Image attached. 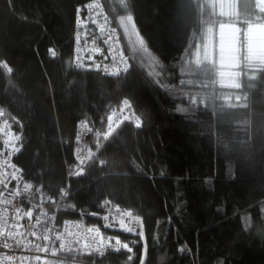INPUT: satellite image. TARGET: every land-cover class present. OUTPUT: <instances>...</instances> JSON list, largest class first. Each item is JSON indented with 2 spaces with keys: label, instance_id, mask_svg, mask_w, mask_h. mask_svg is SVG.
Segmentation results:
<instances>
[{
  "label": "trees",
  "instance_id": "16d2710c",
  "mask_svg": "<svg viewBox=\"0 0 264 264\" xmlns=\"http://www.w3.org/2000/svg\"><path fill=\"white\" fill-rule=\"evenodd\" d=\"M89 1L0 0V123L23 138V178L51 198L67 189L61 218L106 199L142 218L131 260L105 264H264V65L242 58L239 86L226 88L216 62H191L209 27L264 26V9L251 0L248 15L226 18L205 0H100L132 63L109 77L73 64L76 8ZM128 15L151 58L134 52ZM124 99L142 126L123 120L104 140ZM81 121L93 156L77 169Z\"/></svg>",
  "mask_w": 264,
  "mask_h": 264
},
{
  "label": "built area",
  "instance_id": "2783aa9c",
  "mask_svg": "<svg viewBox=\"0 0 264 264\" xmlns=\"http://www.w3.org/2000/svg\"><path fill=\"white\" fill-rule=\"evenodd\" d=\"M87 3L99 4V8L92 10V13L98 23L93 24L91 23V21L88 22V29L91 31H89L88 35L85 37L84 30L78 29L75 21V32L73 34V64L75 66L77 65V63H81L84 65V67H78L79 69L95 71L109 77H119L109 75L108 73H105L103 71L104 65H109L110 68L112 66V53L108 51V44L104 43L107 34L112 33L115 38V46L123 52L125 58L128 61L129 72L132 68V63L130 57L123 47L121 32L116 27H114L104 5L100 0H92ZM83 15L84 13L82 12L81 17H83ZM100 26L104 27V33L99 32ZM78 31L81 33L79 44L77 43L76 39ZM85 40L88 41L87 44H85ZM93 40L95 41L94 43ZM77 47L82 49L80 53H77ZM94 48H99L100 51L92 52V49ZM89 53L93 55V60L87 59V54ZM77 55H79L80 57L79 60L75 59ZM104 55H107L109 59H104ZM95 64H100V69H96L94 66ZM117 66H119L121 69L123 68V65L118 64ZM123 74L126 73L121 71L120 76ZM121 115H126L128 117V120L132 122H135V119L137 118L131 109L125 107L123 111L115 113V116H113V120L115 121ZM6 124L9 127H5ZM87 126L88 128H90L88 124ZM0 129H2V131H0V165H3L5 160H9L12 164H15L18 169H20L16 164V159L23 148L22 136L15 131L13 125L9 121L0 123ZM9 133H11L13 137L18 136L19 140H14L9 144L8 149H6L3 147V142L6 139H9ZM93 135V131L89 132L87 128H81L80 126L77 127L75 136L76 156L87 155V152L89 151V143ZM77 137H79V140H77ZM13 146L19 148V152H12V154L9 156V149ZM87 161L88 160H86L85 164L80 165L77 160V169H81L83 166H85ZM4 170L9 172L11 171V169L0 168V171ZM26 183L32 185V187L28 190L24 189V184ZM62 191H66L68 193L67 189H63ZM62 191L58 199L51 198L47 196L46 190L42 186H39L32 181L25 180L23 178L22 171H20L19 173V178L16 180H12L11 183L8 184L7 188H5L4 185H0V194H2L0 195V210L8 208V216L11 217L12 210L16 208H23L27 210L30 205H40V207H36L33 209V219H35L37 214L40 213L41 210H43L47 213V217H42V220L49 228L52 229V231L48 233L50 236V240L48 242L36 241L35 238L31 236L28 237V239L31 240L33 244L40 243L43 246L45 243H47L49 247L48 252L35 253L28 250H23L22 248L17 247L15 241L12 240L7 241L9 244H12V247L4 248L2 246L3 238L0 237V264H105L101 261V259L111 254L120 255V257L134 255V239L136 240L141 237L123 231L120 223L121 220H123L124 225L131 226L129 218L123 216L124 212L131 210L125 208L120 204L114 203L110 199H106L102 201L98 211L80 213L82 219L61 218L60 204L61 201L68 196L62 195ZM5 201H9V203H5ZM42 201L43 203H41ZM105 201L108 202L106 205ZM131 212L134 217L138 216L134 211ZM93 213H95V215H93ZM105 215L108 216L107 220L103 219ZM49 217L51 219H49ZM85 219H88V221H86ZM140 219L142 220L141 217ZM20 223L26 224L27 220L25 219L23 221H20ZM65 228H67V231H65ZM90 228L98 229L101 236L105 239L110 236L118 237L122 241V243L126 242L129 244V247L132 248V252L128 253L126 249L115 251L114 246L109 244H106L102 247V254L101 251H97V248L100 247V245L98 244L87 247L86 245L92 244L91 237L96 234L95 232H89L88 229ZM56 236H61V239H55ZM125 237H129L133 240H125ZM69 241H71V251L68 250ZM61 243L65 245L64 248L59 247ZM35 255H40L42 257V260L34 261L32 259H28L27 261H24L21 259L22 257L31 258ZM8 257H11L12 259L9 260Z\"/></svg>",
  "mask_w": 264,
  "mask_h": 264
},
{
  "label": "snow or ice",
  "instance_id": "6c2138e0",
  "mask_svg": "<svg viewBox=\"0 0 264 264\" xmlns=\"http://www.w3.org/2000/svg\"><path fill=\"white\" fill-rule=\"evenodd\" d=\"M97 8H99V4L97 3H86L83 5V7L78 6L76 8V16H77L76 24H77L78 29L84 30L85 37L88 35V32L91 31L88 29V22L91 21V23L93 24L98 23L92 13V10L97 9ZM82 12L84 13L83 17H81ZM132 20L133 18L131 15H128L124 19L121 20V25L124 27L125 33L128 34L129 42L132 44L134 52L141 53L151 58V54L149 53L144 40L140 37L139 33L137 32L135 25L132 23ZM99 32L101 33L105 32V29L103 26H100ZM80 38H81V33L78 31L77 37H76L78 44H79ZM114 39H115L114 35L112 33H108L104 40V43L108 44V51L112 53V56H111L112 66L110 68L109 65H104L103 71L112 76H120L121 71H123L124 73L128 72V61L125 58L123 52L118 47L115 46ZM94 42L95 41L93 40V43ZM87 43L88 41L85 40V44ZM48 51L51 57L53 58L56 57L57 52L55 49L49 48ZM76 51L77 53H80L82 49L77 47ZM99 51H100L99 48L92 49V52H99ZM117 57H118V60H117ZM75 59L79 60L80 59L79 55H77ZM87 59L93 60V55L91 53L87 54ZM104 59H109V57L107 55H104ZM118 64L123 65V68L121 69L119 66H117ZM76 66L84 67V65L81 63H77ZM94 66L96 69H100L101 67L100 64H95ZM2 67L6 69L8 73L12 72V68L6 62L3 63ZM123 105L124 107L131 109V105L127 99L123 100ZM113 116H115V113H113L112 115L108 117L106 131L103 133V136H102L104 140H107L108 137L112 135L115 128L119 127L120 123L123 120L128 119L126 115H121L118 119L114 121ZM134 123H135L136 128H140L142 126L141 120L139 117L135 119ZM79 126L81 128H87L89 132L92 131L91 128H88L86 121H81L79 123ZM5 127H9V126L6 124ZM0 131H2V129H0ZM95 138L97 140L96 148L99 149V147L101 146L99 143L101 139V133L96 132ZM14 140H19V137L18 136L13 137L11 133H9V139H6L3 142V147L8 149L9 144L12 143ZM77 140H79V137H77ZM12 152H19V148L15 146L11 147L8 152L9 156L12 154ZM92 156H93V152L91 149H89L86 156H77L76 159L78 160L80 165H83L85 164L86 160L91 159ZM101 163H103V161H101ZM0 168L11 169L10 172L6 170L0 171V185H4L5 188H7L8 184H10L12 180H16L19 178V173L21 170L18 169L17 166L15 164H12L9 160H5L3 165H0ZM81 171L82 170H78L77 174H80ZM31 187H32L31 184H27V183L24 184L25 190H28ZM13 194H16V193H13ZM62 195L67 196L68 193L66 191H62ZM5 203H9V201H5ZM41 203H43V201ZM107 203L108 202L105 201V205ZM36 207H40V205H30L27 210L23 208H16L12 210L11 217L8 216V212H9L8 208H4L0 210V237L3 238L2 246L4 248H11L12 244H9L7 241L12 240V241H15V244L17 247H20L23 250H28V251L35 252V253L49 251V247L47 243H45L42 246L40 243L33 244L32 241L28 239V237L31 236L35 238L36 241L48 242L50 240V236L48 233L51 232L52 229L49 228L42 220V217H47V213L41 210V212L37 214L36 218L33 219V209ZM93 215H95V213H93ZM123 216L129 218L131 226L124 225V221L121 220L120 223H121L122 230L127 233L137 235L141 237V239H143L144 238L143 222L140 219V217L139 216L134 217L131 211L124 212ZM25 219L27 220L26 224L20 223V221H23ZM49 219L51 218L49 217ZM103 219L107 220L108 216L105 215ZM65 231H67V228H65ZM88 231L95 232L96 234L91 237L92 244L86 245L87 247H91L94 244H98L100 245V247L97 248V251H101L104 245L109 244V245L114 246L115 251L126 249L128 253L132 252V248L129 247V244L126 242L122 243V241L118 237L110 236L105 239L101 236L98 229L90 228L88 229ZM55 239L59 240L61 239V236H56ZM64 246L65 245L63 243L59 245L60 248H64ZM68 250L69 251L72 250L71 241H69ZM146 250L147 248H146V243H145L144 251L146 252ZM179 251H183V249H179ZM53 254H54V251H53ZM101 254H102V251H101ZM131 258H132L131 256L128 257L129 260H131ZM8 259L11 260L12 258L8 257ZM21 259L24 261H27L28 259H32L34 261H41L42 257L40 255H35L34 257H31V258L22 257ZM141 264H143L142 260H141Z\"/></svg>",
  "mask_w": 264,
  "mask_h": 264
},
{
  "label": "rangeland",
  "instance_id": "374dc122",
  "mask_svg": "<svg viewBox=\"0 0 264 264\" xmlns=\"http://www.w3.org/2000/svg\"><path fill=\"white\" fill-rule=\"evenodd\" d=\"M205 3L213 14L226 18L248 15L253 6L251 0H205ZM242 58L251 65H264L263 25H247L243 31L236 24H222L217 30L209 27L191 62L198 65L216 62L220 85L237 88Z\"/></svg>",
  "mask_w": 264,
  "mask_h": 264
},
{
  "label": "water",
  "instance_id": "95a60500",
  "mask_svg": "<svg viewBox=\"0 0 264 264\" xmlns=\"http://www.w3.org/2000/svg\"><path fill=\"white\" fill-rule=\"evenodd\" d=\"M264 9V0H255Z\"/></svg>",
  "mask_w": 264,
  "mask_h": 264
}]
</instances>
